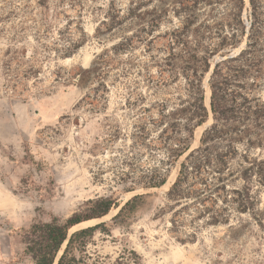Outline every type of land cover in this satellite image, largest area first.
Returning a JSON list of instances; mask_svg holds the SVG:
<instances>
[{
  "label": "rangeland",
  "instance_id": "374dc122",
  "mask_svg": "<svg viewBox=\"0 0 264 264\" xmlns=\"http://www.w3.org/2000/svg\"><path fill=\"white\" fill-rule=\"evenodd\" d=\"M110 1L125 8L138 0H0V264H34L23 254L20 229L86 214L91 208L87 202L100 197L117 204L101 221L78 228L105 224L107 231H98L89 244L90 254L97 253L102 264H114L131 250L141 264H264V187L254 186L259 203L253 212L231 210L230 222L219 225L208 224L203 212L213 208L223 213L229 204L222 200L214 205L191 197L178 204L169 197L184 159L169 160L172 132L161 136L164 127L158 123L165 104L177 107L187 98L185 78L175 80L156 66L148 72L138 68L149 58L137 40L134 50L120 57L111 54L104 65L98 56L122 40L121 33L111 36L100 26ZM183 2L152 0L145 9L167 11L152 55L167 56L170 38L161 35L181 26L175 12L191 5ZM258 2L264 14V0ZM246 4L249 8V0ZM243 20L248 30L249 10ZM124 35L130 37L132 30ZM239 40L226 52L236 56L244 50L247 36ZM226 52L213 55L212 66ZM127 59L137 66L124 77ZM209 79L207 74L203 81L208 104ZM253 95L264 100V88ZM207 122L190 139L193 150L214 124L208 117L202 125ZM177 144L173 141L171 148ZM126 157L132 158L130 164L124 163ZM150 167L166 168L171 184L136 185ZM123 172L133 182L122 181ZM242 185L240 181L230 190ZM185 188L194 196L203 184L192 177ZM139 195L144 199L138 208L116 219Z\"/></svg>",
  "mask_w": 264,
  "mask_h": 264
},
{
  "label": "trees",
  "instance_id": "16d2710c",
  "mask_svg": "<svg viewBox=\"0 0 264 264\" xmlns=\"http://www.w3.org/2000/svg\"><path fill=\"white\" fill-rule=\"evenodd\" d=\"M183 1V4L191 5L175 12L181 26L161 35L170 38L166 46L168 54L164 57L151 53L167 11H145L152 0L131 1L125 8H118L114 1H110L100 26H106L111 36L121 33L122 40L98 58L108 66L111 54L120 57L134 50L133 43L137 40L149 58L147 63L138 64V68L148 72L156 66L170 73L175 80L180 76L185 78L187 98L180 99L177 107L169 108L165 104L160 112L162 120L158 123L159 127H164L161 136L169 130L172 132L167 138L169 160H179L191 149L190 139L196 128L209 117L203 81L213 67L211 58L226 52L228 47H237L240 37L247 36L244 50L213 67L209 88L214 124L203 133L200 146L181 163L179 176L169 192V197L178 204L191 197L200 203L210 200L214 205L222 200L223 204H229L223 213L213 208H206L203 213L210 225L227 224L231 210L238 214L253 212L259 203L254 186L264 187V100L253 95L255 89L264 88V14L258 0H249V8L246 0ZM206 7L210 10L206 11ZM248 10L251 24L247 30L243 14ZM129 30H132V35L126 37L124 34ZM98 32L101 33L99 28ZM228 55L229 51L223 56ZM131 61L127 59L123 63L124 77L137 66ZM259 78L262 82L257 84ZM250 80L252 84H249ZM173 141L178 143L177 148H171ZM257 148L260 154L254 155ZM131 159L126 157L124 163L130 164L128 161ZM192 177L199 178L203 184L194 196L185 188L190 187ZM167 178L166 168L150 167L143 170V176L134 183L144 188H158L167 183ZM120 179L125 182L134 180L129 172H123ZM240 181L243 183L240 188L230 190L231 185ZM143 199L142 195L134 197L125 204L116 219L134 212ZM87 204L91 208L86 214L76 212L64 222L57 217L49 222L36 221L28 228L20 229L17 234L25 246L23 254L34 264H55L63 249L57 264H102L97 253L95 257L90 254L89 244L94 242L98 231H107L105 224L77 231L70 237L69 233L85 221L107 215L117 203L113 198L100 197L89 200ZM114 264H141L140 256L131 250Z\"/></svg>",
  "mask_w": 264,
  "mask_h": 264
},
{
  "label": "water",
  "instance_id": "95a60500",
  "mask_svg": "<svg viewBox=\"0 0 264 264\" xmlns=\"http://www.w3.org/2000/svg\"><path fill=\"white\" fill-rule=\"evenodd\" d=\"M233 56H234L233 53H231V54L228 55V56H220L219 59L214 63L213 67L215 66L216 63H218V62H220V61H223V60H226L227 58H230V57H233ZM213 67H212V69H213ZM212 69H211V71H210V74L212 73ZM209 91H210L209 106L207 105V96H206V100H205V105H206V107H207V109H208V111H209V120H210V119L213 118V117H212V112H211V105H210V102H211V90H210V88H209ZM205 125H207V126L205 127V128H207V127H208V122L205 123L204 125H202L201 127H200V126L197 127V129L202 128V127H204ZM191 151H193L192 148H191L189 151H187V152L182 156V158L185 159V158L187 157V155H188ZM103 218H104V217L99 218V219H95V220H97V221L99 222V221H101ZM92 221H94V220H92ZM85 222H90V221H85ZM85 222H83V223H85ZM83 223H81V224H83ZM81 224H79V225H81ZM98 224H99V223H97V224H95V225H98ZM79 225H77V226H75V227H78ZM95 225H90V226H87V227H84V228H80V229H77V230H73V229L75 228V227H73V228L70 230L69 237H70L73 233H75V232H77V231H80V230H83V229H87V228H89V227H93V226H95ZM64 246H65V245H64ZM64 246H63V248H64ZM62 251H63V249H62L61 252L59 253V255H58V257H57V259H56V261H55V264H57V260H58L59 256L61 255Z\"/></svg>",
  "mask_w": 264,
  "mask_h": 264
},
{
  "label": "bare ground",
  "instance_id": "6f19581e",
  "mask_svg": "<svg viewBox=\"0 0 264 264\" xmlns=\"http://www.w3.org/2000/svg\"><path fill=\"white\" fill-rule=\"evenodd\" d=\"M207 105L209 106V104L207 103ZM207 125H205V127H206ZM170 183V181H168V183L165 185V186H167L168 184ZM171 184V183H170ZM169 184V185H170ZM96 223V222H98L97 220H94V221H90V222H85V223ZM84 224V223H83ZM91 224H89L88 226H90ZM82 225V224H81ZM78 227H80V225L78 226ZM78 227H75L73 230H77V229H80V228H78ZM85 227H87V226H85ZM81 228H84V227H81Z\"/></svg>",
  "mask_w": 264,
  "mask_h": 264
}]
</instances>
